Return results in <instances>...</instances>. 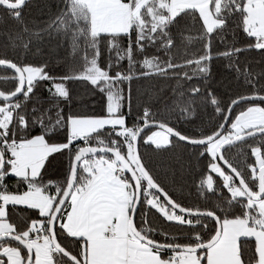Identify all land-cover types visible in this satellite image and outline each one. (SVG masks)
Instances as JSON below:
<instances>
[{"label":"snow or ice","instance_id":"1","mask_svg":"<svg viewBox=\"0 0 264 264\" xmlns=\"http://www.w3.org/2000/svg\"><path fill=\"white\" fill-rule=\"evenodd\" d=\"M26 3L0 0V7L23 24ZM58 3L59 11L45 27L30 32L25 25L15 40L27 54L33 41L24 40L25 35L62 37L71 48L64 74L53 75L47 61L0 58V67L12 73L0 81L15 85L0 88V264H264V85L257 88L259 80L250 71L241 73L233 62L245 48L213 52V37L230 22L253 41L248 49L264 50V0ZM178 18L199 21L202 28L198 36L184 37L189 44L202 42V48L183 63L170 54L176 47L171 29ZM105 41L109 56L101 63ZM150 46H158L165 58H135ZM216 58L228 59L226 67L242 74L253 91L237 95L223 107L209 91L204 103L218 116L214 128L190 136L174 126V110L158 114L149 108L129 122L134 81L152 76L207 78ZM77 60L79 68L74 66ZM125 60L127 69L113 72ZM184 68H191V74L180 71ZM44 81L57 101L71 99L72 82L90 86L104 97L102 112L65 114L57 105L54 121L48 115L51 109L39 112L34 106L29 112L26 105ZM190 93L199 96L201 88L193 87ZM193 102L177 106L179 118L194 114ZM37 127L40 132L32 135ZM59 131L65 133L63 138L56 135ZM250 138L257 140L248 148L252 163L234 166L225 153ZM174 141L189 145L197 162L208 158L199 171V197L205 201L208 193L223 197L225 190L229 196L203 209L174 199L140 149L141 144L167 149L176 146ZM61 157L66 164L63 180L46 181L48 168ZM10 176L16 178V191L6 183ZM9 206H25L37 216L24 217L21 227L11 222ZM152 210L182 231L173 234L152 226Z\"/></svg>","mask_w":264,"mask_h":264},{"label":"trees","instance_id":"2","mask_svg":"<svg viewBox=\"0 0 264 264\" xmlns=\"http://www.w3.org/2000/svg\"><path fill=\"white\" fill-rule=\"evenodd\" d=\"M59 8L58 0H27V3L22 7V24L14 20L5 8L0 7V58L14 61L23 59L24 63L33 64H41L47 61L49 70L53 75L64 74L65 65L71 62V48L70 44L64 41L62 37L57 38L54 35L50 37L47 33L42 34L39 38L25 35L24 40L31 38L33 41L31 50L27 54L23 53V50L20 48V42L15 40L16 33L21 32L25 25L30 32H36L45 27L52 15L59 11ZM171 31L176 42V47L172 49L170 54L175 58L176 63H183L185 59L193 58L192 53L198 54V50L202 48V42L194 40L189 44L184 37H196L202 32L199 21L193 22L188 18H178V23L172 27ZM37 39L39 43H37ZM14 42L15 47H13ZM106 43L105 41L101 45V63H105L108 60L109 54L106 51ZM122 43L126 46L127 40L125 39ZM250 43H253V41L247 38L241 30L237 29L235 24L230 22L228 29L217 32L213 37V52H223L233 46L245 48V51L240 52L237 57L233 58V62L239 66L241 73L245 70L250 71L252 78L259 80V83L256 85L259 88L261 85H264V50L248 49L247 46ZM186 52L188 55H185ZM145 56H159L163 59L165 58V53L158 51V46H150L146 47L143 53L137 54L135 58L142 60ZM228 63L229 60L226 58L213 59L211 61V72L207 78L194 77L191 80H177L175 78L166 79L152 76L134 81L132 83V115L129 117V122L131 123L136 115L141 114L144 108H149L153 113L158 114L174 110L171 118L174 126L190 136H198L200 132L214 128L219 123L218 116L212 105L204 103L209 91L220 99L222 107L237 95L253 91L245 83L242 74L238 75L234 68L230 70L226 67ZM74 66L79 68V60L76 61ZM127 67L128 62L125 60L119 67L113 68V72L126 70ZM180 71H187L191 74V68H184ZM11 75L12 73L9 70L0 67V77H10ZM14 86V82L11 80L0 81V88L10 90ZM196 86L201 88L199 96H193L190 93V90ZM50 87L47 81L40 82L36 86L33 99L26 105L29 112L34 106L38 108L39 112L51 109L48 115L52 117L53 121L56 119L57 105L64 109L65 114L69 112L74 114H99L102 112L105 102L104 97L101 93L94 92L90 86H85L79 82L70 83L69 88L72 96L69 101H57L46 90ZM181 94H183L182 97ZM187 100L194 101L190 109H194V114L188 115L185 113L184 118H179L180 113L177 106H185ZM162 118V116H157V119ZM39 132L40 128L37 127L32 132V135ZM56 135L63 138L65 133L59 131ZM175 143V147L160 150H155L154 145L151 147L143 144L140 145L144 159L153 174L173 194L174 199L188 205H199L203 209L211 207L212 201L229 196V193L225 190L223 197L208 193V201L201 199L197 191V184L201 178L199 171L201 165L208 158L204 157L203 160L197 162L192 155L193 150L189 145L183 142ZM256 143V139L250 138L246 144H239L229 149L225 154L233 162L234 166L243 168L245 161L252 163L253 158L247 153L249 146H255ZM239 150H243L244 154H240ZM65 166L64 158L61 157L58 163L48 168L45 177L46 181L61 182ZM6 183L10 191L17 190L14 187L16 183L15 177L10 176L6 180ZM8 210L11 213V222L17 223L21 227H23L24 217L34 219L37 216L36 210L27 209L25 206H16L15 208L9 206ZM236 213L239 214L238 208L236 209ZM136 219L137 221L140 220L139 214H137ZM149 222L152 226L173 234L182 231L174 224L166 222L154 210L149 213ZM196 230L199 231L198 228ZM156 238L159 240L162 237L158 235ZM70 242L69 240L64 241V243Z\"/></svg>","mask_w":264,"mask_h":264},{"label":"rangeland","instance_id":"3","mask_svg":"<svg viewBox=\"0 0 264 264\" xmlns=\"http://www.w3.org/2000/svg\"><path fill=\"white\" fill-rule=\"evenodd\" d=\"M153 130H155V129H153Z\"/></svg>","mask_w":264,"mask_h":264},{"label":"water","instance_id":"4","mask_svg":"<svg viewBox=\"0 0 264 264\" xmlns=\"http://www.w3.org/2000/svg\"><path fill=\"white\" fill-rule=\"evenodd\" d=\"M236 98V97H235Z\"/></svg>","mask_w":264,"mask_h":264}]
</instances>
